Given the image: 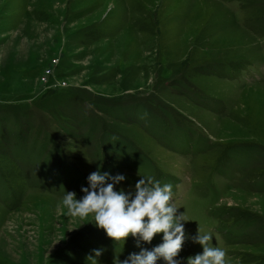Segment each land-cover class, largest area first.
<instances>
[{"label": "rangeland", "instance_id": "1", "mask_svg": "<svg viewBox=\"0 0 264 264\" xmlns=\"http://www.w3.org/2000/svg\"><path fill=\"white\" fill-rule=\"evenodd\" d=\"M97 169L172 185L176 258L199 229L226 264H264V0H0V264L138 252L66 215Z\"/></svg>", "mask_w": 264, "mask_h": 264}, {"label": "clouds", "instance_id": "2", "mask_svg": "<svg viewBox=\"0 0 264 264\" xmlns=\"http://www.w3.org/2000/svg\"><path fill=\"white\" fill-rule=\"evenodd\" d=\"M86 179L87 187L81 186L83 194L79 198L73 191H64L60 202L68 216L84 219L91 214L90 221L116 241L133 237L139 251L129 253L124 260H115V264H157L158 260L161 264H182V260L183 264H226L224 250L209 244L212 235L199 229L191 239L201 245L202 251L176 258L186 239L182 223L186 220L184 212L177 214L178 207L170 202V183L161 184L151 175H140L132 190L126 192L114 187L125 180L121 173L112 175L97 169ZM157 233H162L160 243L151 248L141 246V242L150 243ZM93 251L99 256L102 249Z\"/></svg>", "mask_w": 264, "mask_h": 264}, {"label": "trees", "instance_id": "3", "mask_svg": "<svg viewBox=\"0 0 264 264\" xmlns=\"http://www.w3.org/2000/svg\"><path fill=\"white\" fill-rule=\"evenodd\" d=\"M93 122H94V124L92 126L95 125L96 119H93ZM19 128L20 127L17 128L18 136H17L16 139H17V141L20 142L22 140V136H24L25 133L23 131H21ZM35 134L36 135L33 136V139H34L35 136L39 137V135H41L40 136L41 148H43L46 144L50 143L51 144V148H52L51 150L57 148L56 151H60V152L62 151L60 149V145L58 144V140L51 133H48L47 131H42V130H40V133H39V130H38V133H35Z\"/></svg>", "mask_w": 264, "mask_h": 264}]
</instances>
